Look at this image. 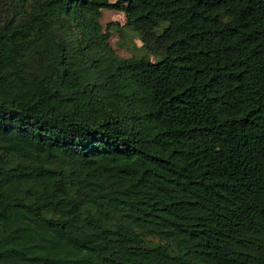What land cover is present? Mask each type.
Listing matches in <instances>:
<instances>
[{"label": "trees", "instance_id": "1", "mask_svg": "<svg viewBox=\"0 0 264 264\" xmlns=\"http://www.w3.org/2000/svg\"><path fill=\"white\" fill-rule=\"evenodd\" d=\"M0 264H264V0H0Z\"/></svg>", "mask_w": 264, "mask_h": 264}, {"label": "rangeland", "instance_id": "2", "mask_svg": "<svg viewBox=\"0 0 264 264\" xmlns=\"http://www.w3.org/2000/svg\"><path fill=\"white\" fill-rule=\"evenodd\" d=\"M125 21L126 16L123 12L110 9L103 11L102 22L113 32L109 42L122 57L145 53L142 49V39L136 32L124 29L123 33H120L119 29L123 27ZM151 58L158 59L157 56H151Z\"/></svg>", "mask_w": 264, "mask_h": 264}]
</instances>
